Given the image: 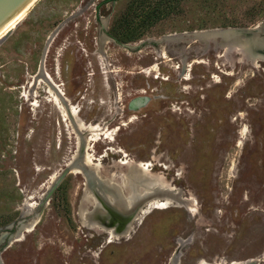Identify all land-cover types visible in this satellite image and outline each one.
I'll return each mask as SVG.
<instances>
[{
  "label": "rangeland",
  "instance_id": "rangeland-1",
  "mask_svg": "<svg viewBox=\"0 0 264 264\" xmlns=\"http://www.w3.org/2000/svg\"><path fill=\"white\" fill-rule=\"evenodd\" d=\"M143 1L40 0L0 37V264L264 254V62L192 36L264 24V0H162L161 14ZM80 134L94 157L89 181ZM142 167L168 191L136 205L127 235L96 226L105 210L93 192L110 183L129 197L128 175Z\"/></svg>",
  "mask_w": 264,
  "mask_h": 264
},
{
  "label": "bare ground",
  "instance_id": "bare-ground-1",
  "mask_svg": "<svg viewBox=\"0 0 264 264\" xmlns=\"http://www.w3.org/2000/svg\"><path fill=\"white\" fill-rule=\"evenodd\" d=\"M39 1L40 0H30L21 10H19L16 14H14L0 28V37L4 36L5 34H7L8 32L12 30H15L17 28L18 21L21 20L23 16ZM215 37H218V39H216ZM171 38L174 39L176 37H171ZM196 38H198L199 40H201V42L205 44H208L209 42L215 43L219 48H224L227 51L226 54H230L231 52L240 54L242 61L248 60L255 67H258L261 62H264V59H261L262 56H257V58L251 57L252 55L247 50V47L245 45L241 46L239 43H237L236 40L232 39L229 35L225 36L224 34H221V33H218V34H214V33L200 34L199 33L196 35ZM104 41L102 42V45L104 44ZM100 54L102 56H104L105 54L102 47L100 49ZM41 72L42 73L40 74V77L35 79V81L32 84L33 89L36 88L37 83L40 80V78H43L42 76L43 70H41ZM41 81H45L46 83L50 85L51 87L50 92L52 94L54 93V95L56 96V101L61 105L63 101H61V98L58 92H57V95L55 94L54 88L52 87V85L54 84L50 80L46 79L45 77H44V80L41 79ZM64 105H65V102H64ZM88 133L92 135L93 141H98L101 139L100 136L102 134L99 132L98 128L91 129ZM77 141H78L77 148H78L79 153L85 154L82 160L84 167L81 168L79 173H82L85 176V178L88 179L89 181L90 177L87 174V169L89 170V168H91L92 165L94 164V160H93L94 157H92L88 152H86L87 142L85 140L84 135H81V134L78 135ZM95 177L93 176V178ZM128 178H129V186H130L129 188L131 191V194L129 197H124L122 191L118 187L111 185L110 183H104L105 187L102 190H101L102 188L101 187L99 191L97 190L93 192V194L100 201L103 209L105 210L104 211L105 220L102 222H98V224L96 223L97 224L96 226H99L102 229L106 230L107 232L112 233L116 237L127 235L132 230L133 220H134L133 215H134L136 205H138L139 202L146 200L148 197L152 195V193L153 194L155 193V190H159V189L166 190V187L162 185L158 179L152 178L148 175L147 167H142L139 169H132L128 175ZM183 206L186 207L188 211L190 212L196 211V201L194 199L185 198ZM159 207L162 209H165L167 206L165 204H162ZM34 227H36V223L31 224L30 226L23 227L19 231L18 235L15 236L16 238L15 240L16 241L22 240L25 237L26 233L32 232ZM183 244H184L183 241H179L180 246H183ZM179 258H180V254L179 252H177L174 256L173 264H179ZM260 261L261 262L264 261V254L261 256L260 259H250V260L243 261V262H235L233 264H255ZM222 264H226V263H222Z\"/></svg>",
  "mask_w": 264,
  "mask_h": 264
},
{
  "label": "water",
  "instance_id": "water-1",
  "mask_svg": "<svg viewBox=\"0 0 264 264\" xmlns=\"http://www.w3.org/2000/svg\"><path fill=\"white\" fill-rule=\"evenodd\" d=\"M30 0H0V28L19 10H21ZM224 34L229 35L232 39L236 40L241 46L245 45L247 50L252 55L251 57L262 56L264 59V24H258L252 28H228L213 31H205L200 34ZM198 33L192 34L197 35ZM218 39V37H215ZM124 47L135 49V45H124ZM68 173H63L55 182V185L47 194L45 203H47L59 184Z\"/></svg>",
  "mask_w": 264,
  "mask_h": 264
},
{
  "label": "trees",
  "instance_id": "trees-1",
  "mask_svg": "<svg viewBox=\"0 0 264 264\" xmlns=\"http://www.w3.org/2000/svg\"><path fill=\"white\" fill-rule=\"evenodd\" d=\"M162 0H144L142 2V8L145 7V8H148V9H152L156 12V14H161V13H164L162 11H160L161 9V5H162Z\"/></svg>",
  "mask_w": 264,
  "mask_h": 264
}]
</instances>
